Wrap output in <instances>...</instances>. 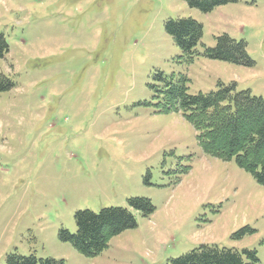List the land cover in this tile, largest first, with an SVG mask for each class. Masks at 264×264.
Returning <instances> with one entry per match:
<instances>
[{
    "label": "rangeland",
    "instance_id": "rangeland-1",
    "mask_svg": "<svg viewBox=\"0 0 264 264\" xmlns=\"http://www.w3.org/2000/svg\"><path fill=\"white\" fill-rule=\"evenodd\" d=\"M177 19L202 26L190 61L164 30ZM222 35L254 65L207 59ZM0 36V73L14 85L0 91V264H170L202 245L264 264V186L204 154L161 93L163 78L184 77L189 95L222 83L264 99V0L209 13L182 0H0ZM132 198L154 211L132 210L136 227L100 254L60 240L77 212L128 209Z\"/></svg>",
    "mask_w": 264,
    "mask_h": 264
},
{
    "label": "trees",
    "instance_id": "trees-1",
    "mask_svg": "<svg viewBox=\"0 0 264 264\" xmlns=\"http://www.w3.org/2000/svg\"><path fill=\"white\" fill-rule=\"evenodd\" d=\"M190 8L209 13L214 8L234 4L242 0H182ZM166 34L190 61L202 37V26L192 19L168 20L164 24ZM8 46L0 36V59ZM204 56L209 60L223 61L234 65L252 67L246 45L227 35L216 38L214 48H206ZM158 78H162L161 74ZM163 78L161 91L164 110L181 111L196 132V139L207 156L231 161L252 175L258 185L264 186V99L253 96L250 91H235V86L218 83L215 91L207 94H187L184 77L177 81ZM14 85L0 73V91ZM126 208H107L97 213L80 211L74 215L76 232H59L62 242L69 243L85 257H94L107 248L111 238L134 229L136 220L133 211L147 216L154 211L149 200L132 198ZM249 255V253H247ZM254 260V257L249 255ZM6 264H64L53 259L38 260L32 256L11 255ZM170 264H249L231 249L202 245L189 253L170 261Z\"/></svg>",
    "mask_w": 264,
    "mask_h": 264
}]
</instances>
